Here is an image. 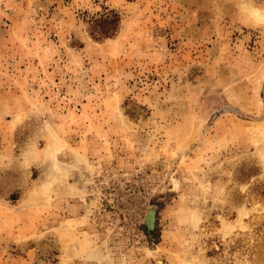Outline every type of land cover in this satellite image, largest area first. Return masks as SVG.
Masks as SVG:
<instances>
[{"label":"rangeland","instance_id":"1","mask_svg":"<svg viewBox=\"0 0 264 264\" xmlns=\"http://www.w3.org/2000/svg\"><path fill=\"white\" fill-rule=\"evenodd\" d=\"M259 16L0 0V264H264Z\"/></svg>","mask_w":264,"mask_h":264},{"label":"trees","instance_id":"2","mask_svg":"<svg viewBox=\"0 0 264 264\" xmlns=\"http://www.w3.org/2000/svg\"><path fill=\"white\" fill-rule=\"evenodd\" d=\"M94 24L96 25V27H99L100 24L101 25L108 24L106 28H103L100 31H97L96 34H94L96 38H102V37L109 36L111 34H114L113 32H116L117 30L116 29L118 25L117 15L115 14L114 11H110L109 13L103 15L100 19H96L94 21Z\"/></svg>","mask_w":264,"mask_h":264},{"label":"water","instance_id":"3","mask_svg":"<svg viewBox=\"0 0 264 264\" xmlns=\"http://www.w3.org/2000/svg\"><path fill=\"white\" fill-rule=\"evenodd\" d=\"M155 220H156V210L154 207H152L147 215V223L149 224L151 229L154 228Z\"/></svg>","mask_w":264,"mask_h":264},{"label":"bare ground","instance_id":"4","mask_svg":"<svg viewBox=\"0 0 264 264\" xmlns=\"http://www.w3.org/2000/svg\"><path fill=\"white\" fill-rule=\"evenodd\" d=\"M260 17V16H259ZM263 17V16H262ZM262 17H260V18H262Z\"/></svg>","mask_w":264,"mask_h":264},{"label":"snow or ice","instance_id":"5","mask_svg":"<svg viewBox=\"0 0 264 264\" xmlns=\"http://www.w3.org/2000/svg\"><path fill=\"white\" fill-rule=\"evenodd\" d=\"M262 20H264V18H262Z\"/></svg>","mask_w":264,"mask_h":264}]
</instances>
